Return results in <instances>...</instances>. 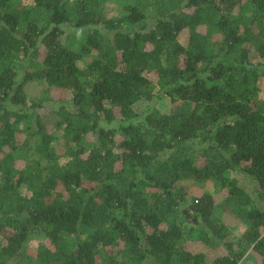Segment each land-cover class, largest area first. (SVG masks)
<instances>
[{
  "label": "trees",
  "instance_id": "16d2710c",
  "mask_svg": "<svg viewBox=\"0 0 264 264\" xmlns=\"http://www.w3.org/2000/svg\"><path fill=\"white\" fill-rule=\"evenodd\" d=\"M106 2L0 0V264H264V0Z\"/></svg>",
  "mask_w": 264,
  "mask_h": 264
},
{
  "label": "rangeland",
  "instance_id": "374dc122",
  "mask_svg": "<svg viewBox=\"0 0 264 264\" xmlns=\"http://www.w3.org/2000/svg\"><path fill=\"white\" fill-rule=\"evenodd\" d=\"M136 0H107L104 6V13L106 18H121L126 15L127 7L130 4H134ZM153 22L152 14L148 11L146 20L141 24L136 25L135 27L140 28H148L151 27ZM69 29L68 27H66ZM45 85L38 81H33L28 84L27 86V93L30 101H43V109H46L50 103L52 104L51 100L44 99L45 98ZM158 93V92H157ZM171 108L170 99L166 95H160L154 98L152 101L149 102H140L135 105V111L139 114L137 118L134 119L133 122L135 123H142L145 117L152 112L153 109H156L163 113H168ZM42 111V110H41ZM113 125H117L114 123ZM237 179L239 180V184L244 187L247 191L252 192L256 188H258V184L253 180L245 177L243 174H237ZM181 185L185 187V189L189 192L190 196L183 206L184 211H187L188 208L195 202L194 199L198 197L204 191H209L214 193L215 199L217 202H222L223 196L220 193H215V188L213 184H207L205 188H202L198 185L193 184L191 181L182 182ZM196 203V202H195ZM190 216V215H189ZM215 221L217 222H225L231 227L234 228V236H236V241H240L242 234L244 233L245 229L249 226L246 220H242L239 218H234L229 211L224 209L216 208L215 212ZM190 222L195 221L190 218ZM45 237L40 234L39 232H33L26 244L27 249H34L38 247L42 243H46ZM239 264H256V259L251 255V249H249L243 259L239 262Z\"/></svg>",
  "mask_w": 264,
  "mask_h": 264
}]
</instances>
